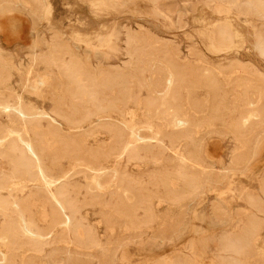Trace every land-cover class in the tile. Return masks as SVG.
Segmentation results:
<instances>
[{
  "label": "rangeland",
  "instance_id": "1",
  "mask_svg": "<svg viewBox=\"0 0 264 264\" xmlns=\"http://www.w3.org/2000/svg\"><path fill=\"white\" fill-rule=\"evenodd\" d=\"M43 2L45 13L39 20L32 16L30 9L33 5L28 0H23L20 8L11 4L0 11L4 25L0 28V72L11 73L6 88H0V95L7 97L8 91L17 93L24 97L26 104L35 108L40 120L28 122L25 135L37 145L38 151L43 152L40 167L51 182V191L55 194L66 188L73 199L74 221L69 230H65L62 224H54L43 185L36 175L26 176L19 171L13 174L9 161L0 158V171L7 174L2 196L9 200L5 216L0 217V225L9 217L22 218L29 231L27 236L17 234L9 249L0 245V257L13 260V264H180L179 260L183 264H225L226 261V264H264V213H257L260 221L258 236L251 245L243 247L239 255L220 253L215 256L212 245L207 250L200 247L209 236L218 237L230 230L238 235L244 229L250 215L246 197L258 195L264 173V137L249 141L247 149L240 151L245 159H249L245 169L241 162L237 168L231 169L230 162L236 149L231 137L218 133L220 127L212 124L197 128L194 139L200 164L195 170L211 174L217 182L212 185L206 182L208 187L192 203L179 200L172 204L168 202L160 181L156 186L147 184V181L163 170L172 172L175 154L177 157L180 154L176 163L188 162L190 168L191 162L184 154L187 141L173 151L167 138L162 137L163 124L151 119L141 101L126 107L116 104L117 110H105L85 122L81 121L80 114H76L72 118L73 124L66 123L53 113L60 108L67 110V102L62 107L53 102V91L65 99L64 88L55 86L56 71L48 72L44 66L30 62L33 55L42 52L38 47L40 39L56 35L83 65L94 71L119 68L128 63L124 51L125 27L138 32L142 26L150 44L157 40L160 43L156 45L176 48L182 60L194 51L201 56L205 67L225 69L227 83L238 78L237 74L230 73L229 65L242 68L243 73L248 70L247 74L262 80L264 60L257 56L250 43L258 33L264 34V18L246 7L247 0H238V5L234 6L225 0L208 3L204 0ZM253 2L257 3V0ZM149 12L159 14L161 23H141L143 19L149 20ZM222 20L230 21L234 34L229 48L220 52L212 43L211 32ZM14 24L16 29L12 33ZM252 71L256 73L252 74ZM114 95L115 91L107 90L102 99L110 100ZM139 96L144 98L145 91L139 92ZM86 107L92 109L89 104ZM185 115L193 117L194 121L199 118L190 112ZM49 117L58 121L63 138L76 143L73 156L61 160L51 157L61 146L48 141ZM5 123L0 117V124ZM119 125L141 132L144 139L140 141V147L132 142L139 140L136 137L130 142L139 148L140 158L128 161L125 151H117L119 142L114 128ZM148 127L152 130L148 131ZM215 127L217 131L207 132ZM3 128L0 127V132ZM16 129L20 130V125ZM5 133L2 149L8 148L12 134ZM133 181L145 187L141 194L151 200L153 212V221L135 231L112 205L118 200L117 187ZM260 198L264 205V196ZM65 215L70 216V212L66 211ZM136 217L138 221L143 219L141 210ZM75 223L92 232L99 241L98 245H78L74 239ZM135 236L137 238L132 239ZM223 257L227 260L220 259ZM0 264L5 263L1 261Z\"/></svg>",
  "mask_w": 264,
  "mask_h": 264
},
{
  "label": "bare ground",
  "instance_id": "2",
  "mask_svg": "<svg viewBox=\"0 0 264 264\" xmlns=\"http://www.w3.org/2000/svg\"><path fill=\"white\" fill-rule=\"evenodd\" d=\"M22 1L0 0V11L11 4L15 7L18 5L17 8H20L22 7ZM28 1L33 5L30 9L32 16L38 17L39 20L40 15L45 13L46 6L43 0ZM204 1L208 3L213 0ZM225 1L229 5H238V0ZM246 4V7L253 14L264 18V0L260 2L257 0V3L253 0H247ZM148 15L149 20L143 19L141 23H148L149 25L161 23L160 16L158 17L159 14L149 12ZM3 26L0 20V28H3ZM15 29L16 24L11 26V32L13 33ZM144 31L142 26H139L138 32L125 27L124 51L128 57V63L119 68L94 71L90 66L83 65L67 45L57 39L56 35L51 36L49 39L45 37L40 39L38 47L41 48L42 52L39 55H33L30 62L34 65L44 66L48 72L56 71L55 86L64 88L65 99L60 98L56 91H53L51 93L55 96L53 102L60 107L67 102V110L64 111L60 108L53 113L66 123L73 124L72 118L76 114H80L81 121L85 122L105 110L115 109L116 104L126 107L127 104L135 105L141 101L145 111L151 114V119L163 124L162 137L167 138L173 151L178 150L183 142L187 141L184 144V154L186 159L191 162L190 168H188V162L186 163V161V164H183L182 161L176 163V160L180 159L178 158L180 154L178 157L175 154L172 161L174 162L173 171L163 170L157 177L149 178L147 184L156 186L157 181H160L169 203L173 204L179 200L192 203L208 187L206 182L211 183V185L217 182L211 174L206 175L201 170L202 173L195 170L196 166L200 164L196 156L197 141L194 139L197 128L206 124L220 127L218 133L229 135L236 146L231 158L230 168H237V164L241 162L243 164L242 168L245 169L249 159H245L246 157L240 151L247 149L246 146L249 141H259L264 137V78L261 77L262 80H259L255 76L247 74V67L244 68L247 73H243L242 68L229 65L228 70L230 73L237 74L238 78L227 83L225 69L205 67L201 62V56L199 57L194 51L189 52L188 56L182 60L176 48H168L161 44L156 45L159 42L157 40L154 44H150ZM233 34V26L230 21L222 20L211 32L212 43L220 52L225 51L232 43ZM250 44L257 56L264 60V34L262 32L258 33ZM33 48L36 47L33 46ZM254 73L256 72L252 71V74ZM10 74L9 71L0 72V88H6V81L9 79ZM144 74H147V77H144ZM107 90L115 91V95L110 100L102 99L103 93ZM141 91L146 93L144 98L139 96ZM7 93V97L0 95V117L6 122L4 125L0 124V127L4 126L0 132V158L9 161L12 166L11 173L13 174L19 171L26 176L36 175V179L43 185V192L51 207L54 224H62L65 230H69L72 221H74L73 199L69 197L66 188L60 189L55 194L51 191V182L44 176L40 167V154L43 153L40 149L42 148L38 151L37 145L24 132L27 129L28 122H38L40 118L35 108L24 102L22 95L13 94L9 91ZM87 104L91 105L92 109H88ZM187 112H190L193 116H199L198 120L194 121L193 117L186 116ZM17 125H20V130L16 129ZM48 127V141L51 144L61 146L59 152L51 154L53 160L73 156V150L77 145L71 139L62 137L58 121L49 117ZM158 127L160 126L158 125ZM216 127L207 130V132L217 131ZM114 130L119 142L117 151H125L128 161L138 159L140 150L136 146L140 147V141L144 139L139 129L131 130L119 125ZM147 130L151 131L152 128L148 127ZM5 132L12 134L8 142V148L2 149L5 142ZM135 137L139 140L132 141L136 142V146L133 147L130 142L135 140ZM6 175L0 171V217L5 216V211L9 205L8 198L2 196ZM96 184L98 187L101 186L99 182ZM144 188L133 181L131 184L127 182L126 186H118L116 189L115 194L118 200L115 204H112L113 208L122 215L132 231L139 229L141 226H147L153 221L151 200L142 197L141 194ZM260 196H264V173L259 183L258 195L256 197H246L250 215L242 232L236 235L231 230L222 231L223 233L218 237L209 236L206 243L200 244V247L207 250L212 245L216 256L220 253L236 255L243 247L251 245L258 236L260 228L257 213H264V205ZM139 210L143 213L141 221L136 219V213ZM66 211L70 212V216L65 215ZM212 223L214 224V222ZM74 228V239L78 245L82 244L85 247L98 245L99 241L92 232L85 230L78 224ZM17 234L23 236L29 234L22 218L9 217L4 222L2 221L0 225V245L7 249L11 248ZM136 238L135 236L132 239ZM213 257L212 259H214ZM224 258L226 259V257L220 259L224 260ZM1 261L5 264L14 263L13 260L7 261L6 258L0 257ZM179 263L183 264L184 262L179 260Z\"/></svg>",
  "mask_w": 264,
  "mask_h": 264
}]
</instances>
